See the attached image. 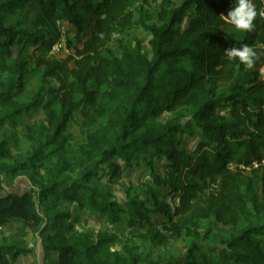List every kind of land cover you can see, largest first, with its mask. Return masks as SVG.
<instances>
[{
	"label": "trees",
	"instance_id": "1",
	"mask_svg": "<svg viewBox=\"0 0 264 264\" xmlns=\"http://www.w3.org/2000/svg\"><path fill=\"white\" fill-rule=\"evenodd\" d=\"M156 1L155 14L136 16L131 0H0V125L38 113L46 120L24 125L37 145L30 167L0 166L10 179L28 171L37 177L21 195L5 194L0 184V229L15 222L23 230H38L45 255L56 256L54 264H142L136 244H121L105 231L77 232L76 221L68 223L69 212L48 216L39 205L54 209L72 204L77 211L103 217L107 227L143 224L139 238L152 246H165L169 236L200 239L201 222L213 219L233 229L220 241L218 256L191 242L181 259L159 264H264V222L252 220L264 221L259 154L264 144V81L258 74L264 65V0H251L257 12L251 32L238 31L227 20L234 0H180L178 6L172 0ZM32 3H38L30 20L34 30L5 26L8 15ZM185 20L188 25L181 29ZM64 24L73 54L58 59L49 53ZM138 28L150 36V55L133 39L131 32ZM17 39L22 50L15 55ZM242 45L256 54L251 68L224 54ZM35 70L42 72L45 86L26 104L21 95L27 75ZM221 83L226 87L219 88ZM76 112L82 117V139L78 155L70 159L68 127ZM162 114L170 117L158 121ZM179 134H199L205 149L214 144L212 163L197 151L182 149ZM5 154L6 146L0 145V158ZM137 154H147L153 186L168 188L177 199L173 209L150 189L152 208L138 195L124 206L95 184L101 174L110 181L120 175L121 166L113 159L130 167ZM155 159L165 161L163 177L152 168ZM233 164L249 173L230 170ZM76 172L77 179L68 185L61 178ZM33 252L2 238L0 264H14Z\"/></svg>",
	"mask_w": 264,
	"mask_h": 264
},
{
	"label": "rangeland",
	"instance_id": "2",
	"mask_svg": "<svg viewBox=\"0 0 264 264\" xmlns=\"http://www.w3.org/2000/svg\"><path fill=\"white\" fill-rule=\"evenodd\" d=\"M175 6H178L180 0H172ZM252 2V1H251ZM159 1L156 0H131L130 11L134 15L138 16L147 12L148 14H155L157 12V7ZM253 4V2H252ZM38 3H32L25 7L21 11H17L15 14L8 15L5 20V26H14L19 29H33L30 20L37 15ZM188 21L185 20L181 25V29L186 28ZM69 30V26L63 25L60 27L61 38L59 42L52 48L49 53L50 56H54L58 59H66L68 56L73 54V51L67 47L66 34ZM133 39L140 42L142 50L150 55L149 49V34L145 33L142 29L132 30ZM74 36V33H70V38ZM80 47V45H79ZM111 48H115V44L110 45ZM22 50V45L20 39L15 42L12 51L15 55ZM28 54L32 55V50H28ZM73 67V64L70 65ZM45 83L42 81V72L40 70H35L34 72L27 75V86L23 91L21 98L23 103H30L33 100V96L37 93ZM226 84L221 83L219 88H225ZM186 114V121L190 119L188 113ZM169 114L160 115L157 120H165L169 118ZM40 120L46 124L45 118L41 113H38L35 118L24 117L23 119H18L16 121L8 122L4 125H0V145L6 146L5 157L0 158V166H13L21 163H25L28 167L32 165L31 157L34 150L37 149L36 142L33 138L25 134L24 125L32 124L34 120ZM82 117L79 112L74 114L73 120L68 127L69 140L67 144V152L70 159L75 158L78 155L79 146L81 145V133L78 127L79 122ZM177 139L181 141V148L184 149L188 154L197 151L198 155L203 156L206 161L211 164L214 158V144H211L209 148H204L200 146V136L199 134L188 136L185 134L177 135ZM259 154L262 157L260 161L261 165L264 166V144L259 145ZM137 161H134L130 167L123 166L122 163L113 159V163H118L120 168V175L113 181H110L108 175H99V177L94 181L100 188L112 193L114 199L124 206H127L128 201L135 195H138L141 200H143L148 207H153L152 197L148 194L149 189L153 190L160 201L166 202L172 209L177 205V199L170 196V191L168 188H157L153 186V182L150 179V169L148 167L149 159L147 154H137ZM238 158V157H237ZM55 159L52 158L49 163L54 162ZM235 163V162H234ZM254 162L253 164H255ZM46 165L48 162L45 163ZM165 161L153 160L152 168L160 176H164ZM230 170L235 171L236 169L242 170L245 175H247L248 168L243 165L235 166L229 165ZM252 166V164H251ZM253 167V166H252ZM254 168V167H253ZM256 168V167H255ZM78 172L74 174L64 173L61 178L68 185L77 179ZM32 180H37V177L33 172L28 171L26 173L20 172L10 179L9 176L1 171L0 169V184L5 188V194L7 193H17L24 194L30 191L33 185ZM39 210L44 215L54 216L56 212L63 211L70 213V221L74 223V229L77 232L93 230L95 233L99 231H105L108 233L115 234L120 243L124 244L130 242L136 244L139 247V253L142 256V264H159L162 262L170 261L172 259H181L187 247L190 246L191 242H196L207 255L216 257L219 254L222 245L220 241L222 239H227L232 233L233 229L231 227H224L216 223L213 219L205 220L201 222L200 229L198 233L200 239L195 237L187 238L186 240L181 237L169 236L168 241L165 246H152L149 243L143 242L139 238V234L144 233L145 226L143 224L128 228L126 224L121 223L114 227H107L106 221L103 217L92 215L86 211H77L76 206L68 203L59 204L56 208L50 209L49 205L43 203L39 205ZM77 217V219H76ZM253 222L255 224H262L264 221L258 220L253 217ZM160 227V225H159ZM206 235V236H204ZM205 239H204V238ZM2 238H6L10 245H24L30 248H34V252L25 257H19L14 264H54L56 262V256L54 254L45 255L41 246V238L38 230H28L18 228V224L11 222L9 225L1 228L0 230V241ZM203 238V239H202ZM119 244L115 248H119ZM202 253L199 252L196 256L199 257Z\"/></svg>",
	"mask_w": 264,
	"mask_h": 264
},
{
	"label": "clouds",
	"instance_id": "3",
	"mask_svg": "<svg viewBox=\"0 0 264 264\" xmlns=\"http://www.w3.org/2000/svg\"><path fill=\"white\" fill-rule=\"evenodd\" d=\"M235 7L226 15L227 20L234 28L241 32H251L254 30V19L257 12L251 0H234ZM229 61L238 60L240 63L251 68L255 62L256 54L254 50L247 46L231 47L224 51Z\"/></svg>",
	"mask_w": 264,
	"mask_h": 264
},
{
	"label": "built area",
	"instance_id": "4",
	"mask_svg": "<svg viewBox=\"0 0 264 264\" xmlns=\"http://www.w3.org/2000/svg\"><path fill=\"white\" fill-rule=\"evenodd\" d=\"M261 16L264 18V13H262ZM258 74H259L261 80L264 81V65L259 69ZM252 166L254 168L257 167V163H255V164L252 163Z\"/></svg>",
	"mask_w": 264,
	"mask_h": 264
}]
</instances>
